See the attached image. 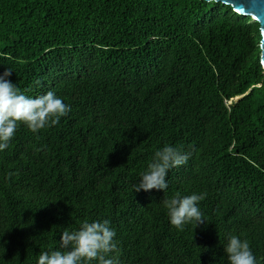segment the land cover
Returning <instances> with one entry per match:
<instances>
[{
    "label": "trees",
    "instance_id": "16d2710c",
    "mask_svg": "<svg viewBox=\"0 0 264 264\" xmlns=\"http://www.w3.org/2000/svg\"><path fill=\"white\" fill-rule=\"evenodd\" d=\"M251 18L214 0H0V73L70 107L36 133L21 124L0 151V264H38L62 231L104 219L119 264H229L231 235L264 264V68ZM165 145L188 162L166 190L135 193ZM177 193L206 194L205 224L170 223L162 200Z\"/></svg>",
    "mask_w": 264,
    "mask_h": 264
},
{
    "label": "clouds",
    "instance_id": "9594fccd",
    "mask_svg": "<svg viewBox=\"0 0 264 264\" xmlns=\"http://www.w3.org/2000/svg\"><path fill=\"white\" fill-rule=\"evenodd\" d=\"M12 74L9 68L0 73V151L8 148L21 124L36 133L57 125L61 117L70 111V107L52 90L35 97L26 95L12 82ZM190 155V152L169 145L156 150L147 170L133 186L135 193L166 190L168 171L185 165ZM205 196V193L186 196L177 193L170 199H163L170 223L179 230L189 223L194 228L205 224L203 213L198 207ZM115 236L116 231L110 226L109 220H85L78 230L62 231L59 248L42 252L38 264H92L93 261L98 264H119ZM225 252L229 264H257L249 241L237 235L229 237ZM111 253L116 255L109 256Z\"/></svg>",
    "mask_w": 264,
    "mask_h": 264
},
{
    "label": "water",
    "instance_id": "95a60500",
    "mask_svg": "<svg viewBox=\"0 0 264 264\" xmlns=\"http://www.w3.org/2000/svg\"><path fill=\"white\" fill-rule=\"evenodd\" d=\"M211 1V0H208ZM231 5L233 10L241 15H250L259 22L260 39V60L264 68V0H214Z\"/></svg>",
    "mask_w": 264,
    "mask_h": 264
},
{
    "label": "rangeland",
    "instance_id": "374dc122",
    "mask_svg": "<svg viewBox=\"0 0 264 264\" xmlns=\"http://www.w3.org/2000/svg\"><path fill=\"white\" fill-rule=\"evenodd\" d=\"M255 21V18L254 17H252L251 18V22H254ZM230 103V101H227V104H229Z\"/></svg>",
    "mask_w": 264,
    "mask_h": 264
}]
</instances>
